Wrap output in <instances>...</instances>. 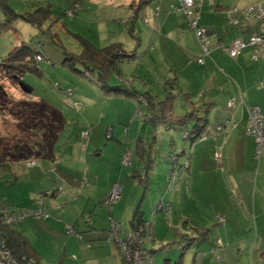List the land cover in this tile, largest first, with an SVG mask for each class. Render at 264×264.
<instances>
[{
	"label": "crops",
	"instance_id": "crops-1",
	"mask_svg": "<svg viewBox=\"0 0 264 264\" xmlns=\"http://www.w3.org/2000/svg\"><path fill=\"white\" fill-rule=\"evenodd\" d=\"M119 4L127 5L134 16L122 21L116 18L118 25L110 24L108 28L109 22L95 23L93 28L88 22L80 34L94 48L119 43L126 58L116 59L110 74V66H104L108 74L105 81L99 82L95 75L92 84L82 75L66 80L67 87L73 89L68 100L77 101L81 112L66 104L60 108L65 125L56 139L53 157L24 167L10 185L0 180V196L10 200V192L19 193L18 201L12 200L15 205L8 204L12 209L44 207L47 212L58 214L50 220L25 216L16 229L35 249L27 230L48 231L52 237H58L65 225L74 226L82 236L69 240L64 259L67 264H120L122 258L109 229L108 214L120 223V236L132 228L138 214L140 219L150 220V233L144 237V245L153 253V264H264V256L256 261L248 253L251 230L258 233L264 225L261 205L256 216V203H259L256 199H264V147L257 155L254 136L247 133L248 107L256 105L264 114V51L259 50L258 58L253 60L252 46L242 49L235 57L225 49L235 38L245 39L257 31V24L247 16L250 5L228 7L223 0H203L198 23L205 29V43L210 52L201 64L197 58L202 47L188 27L179 0H123ZM154 7L160 12L156 14ZM144 16L149 19L147 24L142 22ZM77 20L68 22L73 23L72 28L78 33ZM107 30L109 37L105 44L99 45V34ZM133 56H138L139 64ZM163 70L169 71L168 75L174 74L167 79H171L167 87L174 90L178 87L177 93H184L180 103L183 111L179 112L192 111L195 118H201L205 123L202 129L208 135L205 140L195 142L182 137L187 141L181 143L183 152L178 161L187 158L188 167L180 170L175 188L166 192L168 165L163 158L169 149L159 139L163 137L159 125L164 122L167 125L165 119L178 116L175 100L171 105L163 104L166 85L151 81L155 72ZM143 94L164 121L154 124L148 119L152 110L146 107ZM221 124L223 131L217 129ZM86 125L91 126L85 153L87 181L81 188L80 176L76 177L82 168L79 132ZM193 125L194 120L189 127ZM108 126H112V138L105 140ZM140 138L141 142L144 139L149 142L145 184L132 176V171L136 174L145 164L136 154ZM173 144L170 143L171 147ZM219 148L221 165L213 155ZM159 149L162 153L156 155ZM123 150L130 152L132 167L120 163ZM55 159L61 161L53 169ZM114 183L121 187L120 197L106 211L101 198ZM79 188L76 200L70 201ZM58 190L63 193L58 195ZM43 192L48 193L41 203L35 202L36 194ZM163 193L170 211L152 215ZM251 210L255 214L254 226ZM83 213L91 214L89 227L81 218ZM239 249L243 250L241 254ZM72 254L76 256L74 259L70 257Z\"/></svg>",
	"mask_w": 264,
	"mask_h": 264
},
{
	"label": "rangeland",
	"instance_id": "rangeland-1",
	"mask_svg": "<svg viewBox=\"0 0 264 264\" xmlns=\"http://www.w3.org/2000/svg\"><path fill=\"white\" fill-rule=\"evenodd\" d=\"M73 1L75 2V0H8L11 7H13V9L19 12L24 11L30 7H35L38 5H45L47 3H50L53 9L51 17L43 23L41 28L33 26L21 19H17L11 23L12 27L10 29L4 28L3 26V24L6 21L7 15L4 14L5 8L1 7L2 3H0V70H1L0 71V82L4 86V89L6 90L10 98L9 100L10 104L1 112V115H0V137L2 140L0 142V149L4 145L13 146V144L15 143L21 144L24 141L31 143V142H36L40 140L41 131L35 130L32 127V125H30L27 130H24L23 125L20 126L19 124V119L17 120L18 116L11 114L10 110L11 108H13V106L15 105L17 101H20L23 99L32 101L34 100L33 97H36V98L39 97V98H43L44 100L52 103L58 109L64 108L63 107L64 106L63 104L64 94H63V91L60 89V87L59 88L57 87L56 83H59L63 87V90H65L67 87V83L65 82L66 80L68 79L73 80L74 78L73 76L81 77V74L72 70L70 66L71 65L70 63L72 61L66 60L68 56H71L69 54L70 51L77 53L81 49L80 44L69 33H67L66 27L68 29H71L72 31H76V30H73L72 27L74 26L72 23L67 24V19L69 17L63 15V12L65 11V9L68 6H70ZM121 2H123V0H78L79 5L82 4V6L80 10L77 7L75 8V11L77 12V15L75 16L78 18L77 20L78 28L77 26H75V29H78L77 30L78 33H81V31H84L82 26L88 27L87 26L88 22L91 23L90 24L91 28H93V25L95 23L109 22V25H107V28H108L110 24L114 25L115 23V26L118 25V23L115 22L116 18L120 17L121 19L120 18L119 19L120 21H122L125 19L127 20V17L129 15L130 17H132L133 12L131 11L132 12L131 13L129 9L127 10V7H128L127 5L120 6L119 3ZM154 2L155 1H153V3ZM223 2L228 7L244 8L254 3L264 2V0H223ZM157 8L158 7L156 8L154 7L155 11H157ZM159 12L160 10L157 13ZM60 16L62 17L64 16L63 21H60ZM121 16H123L124 18H122ZM148 20L149 19H147L144 16L142 22L147 24ZM95 30L96 29H94V31ZM108 33H109V30H107L106 33L99 34V37H100V40L98 42L99 45L105 44L107 37H109ZM22 42H25V43L31 42L30 46L34 48L35 51H40L43 57L42 60L40 61H36L34 59L33 61L31 60L30 63L26 61L28 63L25 64V69L23 73L20 75V78H21L20 80L31 88L30 93H26L22 91L20 87L18 86V79H19L18 74L21 71V67L22 66L24 67V65L21 63V64H17L15 68H10L9 63L7 61H4L7 58L9 51L16 45L21 44ZM66 52H69V53H66ZM133 60L135 61L136 64H139L140 62L138 56H133ZM2 61H4L5 63L1 64ZM169 73L170 72L167 70L155 72V75L151 81H157L160 84H166L168 78L174 77V74L168 75ZM11 74H13V76L15 75V79H13L14 77L11 78L10 76ZM82 78L86 80L88 83L92 84L93 82L92 79H88L85 76H82ZM148 79L150 80V78ZM168 91H171L170 97H172L173 100L176 101L175 103V106L177 108L176 116L180 117L184 115L185 112L184 113L179 112V111H183L182 110L183 108H181L180 103L183 100L184 93L182 94L177 93L178 87L176 88V90L169 87ZM167 94L168 93L165 90L162 97L163 98L164 96L166 97ZM197 98H200V97L198 96ZM50 100H53V102ZM76 112H81V111H76ZM19 118L20 120H23L22 114H21V117ZM191 122H192V119L188 120L186 126L184 124H173L172 122L170 125L168 124V127L166 124L161 123L159 125V129H160V132H162L161 135H163V137H160L159 139L161 141L164 140V145H167L169 150L171 149L170 143L174 142L173 144L174 147L172 145L173 147L172 149L179 151L182 145L181 144L182 141H187V140L182 139V133L183 131L190 129L189 126ZM221 125L224 127V124H221ZM88 126L90 125H86L84 128L80 130V132L83 129H86ZM90 129H91V126H90ZM80 132H79V139H80L79 148H80V156L82 155L81 156L82 168L76 177L80 176L79 187L82 188L84 185H86V181H87L86 180L87 179L86 168H87L88 161H87V156L85 157V153H86V148H87L90 133L88 137H86L87 139L86 138L84 139L80 136ZM85 141H86V144H85ZM161 149H162V146H161ZM155 153H162V150L159 149L158 152L155 151ZM60 161L61 159H56L55 163H59ZM39 163H40V160H37L36 164H39ZM55 163L53 164V169L57 167V164ZM24 167L25 168L30 167V165H27V163H24L21 161L8 162V163L0 165V180L2 181V184L9 183L10 185L14 183V181L16 180V177L18 176V174L22 171ZM79 190L80 188L76 191L75 198L70 199V201L76 200V197L79 195ZM262 191H264V189H262ZM257 192L258 191H256V193ZM61 193H63V191L59 190L58 195H60ZM6 197L7 196L5 197L0 196V208L4 207L12 211H19L18 208L12 209L9 206L10 204H12V200L18 201L17 200L19 197L18 191L15 190L9 193L10 200H8V198ZM257 198L258 199L256 200L260 204L256 203V216L259 215L260 205L262 207L261 210H264V199H261L259 197ZM97 204L98 203H96L94 206L96 207ZM12 205L14 206L15 204L13 203ZM103 209L106 211H109L111 208L109 209L107 207H103ZM104 210H102V212H104ZM85 214L83 213V215ZM88 215L85 216L84 221L89 219ZM109 216L112 217L110 214H108V217H107L108 221H109ZM254 216H255L254 211L251 210L250 217H251L253 226H254ZM39 217L42 218V220L43 219L50 220V217H53L55 219V217H58V214L56 216L54 214H51L50 212H47L46 210V216L39 215ZM24 218L25 217L21 218L20 220H18L17 223L13 224L15 229L18 228L17 225L19 226L20 225L19 223L22 222ZM29 218H35V216H29ZM222 218L223 217H220V220ZM112 219L116 220L113 217ZM64 223H62V226H64ZM84 224H87V223L85 222ZM21 226L20 228L23 230ZM119 226H120V223H119ZM133 227L134 226H132L130 230H132ZM66 228L67 226L65 225V230L63 229V233L58 232L60 235H58V237L55 236L56 238L49 235L48 231L46 232L45 231L44 232L34 231L33 232V229L27 230L28 233H30L28 238L34 244H36V248L34 250L36 252V256L39 258L40 264H63L66 261L64 259L67 257L66 255H67V247H68L69 240H72L75 237V235L73 234V230L72 232H67ZM73 229H74V226H73ZM58 230L61 231L62 229L61 230L58 229ZM129 231L125 232L123 236H120V232H121V227H120L118 235L120 238H123L125 234L128 233ZM53 234L54 233H52V235ZM150 237L152 238V236ZM113 240L116 245L114 236H113ZM248 244H249L248 253H249L250 258H254L257 261L258 257L264 256V225L260 226L258 233L257 231L255 232L254 229L251 230V237L249 239ZM85 245L86 247H90L87 242H85ZM242 249L238 250L240 254L243 252ZM59 251H61L60 252L61 257L58 258ZM118 252L121 257V253L119 249H118ZM0 257L3 259L4 255L3 254L0 255ZM70 257L74 259L76 256L72 254V256ZM5 262L6 261L4 260V262L2 263L4 264ZM29 263L33 264L32 262H29ZM64 264H67V261ZM120 264H122V261L120 262Z\"/></svg>",
	"mask_w": 264,
	"mask_h": 264
},
{
	"label": "trees",
	"instance_id": "trees-1",
	"mask_svg": "<svg viewBox=\"0 0 264 264\" xmlns=\"http://www.w3.org/2000/svg\"><path fill=\"white\" fill-rule=\"evenodd\" d=\"M0 3H2L1 7L5 8L4 14L7 15L6 21L3 24L4 28H7V29H10L12 27L11 23L17 19H21L33 26L41 28L43 23L51 17L52 10H53L52 5L50 3H47L45 5H38L35 7H30L21 12L13 9V7H11V5L9 4L8 0H0ZM76 7L80 8L78 0H75V2L73 1L71 5L68 6L63 12L64 16L69 17L67 19V24L70 23L68 22V20H71L73 22L76 20L77 18L75 16L77 15V12L75 11ZM63 17L60 16V21H63ZM66 31L80 44V47H81V50L77 53L72 52V51H70V53L66 52L71 55V56H68L66 60L72 61L70 63L71 64L70 66L73 71L78 72L79 74L87 77L88 79H91L93 75H95L98 78L99 82L105 81V79L108 78L107 75L111 73L110 71L113 68L112 65H114V63L116 62V59L118 58L121 59L122 57L126 58L125 57L126 55L123 54L119 46V43L115 42V43H110L100 48H94L91 45V43L88 41V39L85 38L80 33L72 31L71 29H68L67 27H66ZM130 32L132 33V31ZM30 45H31V42L29 43L22 42L21 44L16 45L9 51L7 58L4 60L9 63L10 68H15L17 64H21V63L24 65V67L23 66L21 67V71L18 74L19 75L18 81H21L20 75L23 73L25 69V64H27L28 62L30 63L31 60L33 61V59L36 61H40L43 58L41 55V52L35 51V49L32 48ZM37 56H39V59L37 58ZM4 61H2L1 64L5 63ZM107 64L108 66H110L108 70V74L103 69L104 66H106ZM10 76L11 78L14 77L13 79H15V75L13 76V74H11ZM170 81L171 80H168L167 83L165 84L166 85L165 90L167 91L168 94L166 95V97L164 96L163 104H169V105L172 104L171 102L173 98L170 97L171 91H168L169 87H167V85L169 86L171 84ZM56 85L58 88L60 87V89L63 91V94H64L63 104L70 106L74 111H80L81 107L77 101L70 102L67 99L68 97L72 96L73 89L71 87H66L65 90H69V93H66L64 92L63 87L59 83H56ZM117 90L122 91V88L117 86ZM143 96H144V100L146 101V102L143 101L146 107L147 108H149L150 106L152 107L153 103L149 102V99L146 95L143 94ZM9 100L10 98L8 96V93L4 89V86L2 85V83L0 82V115H1V112L10 104ZM74 103L78 105V107L80 108L79 110L75 109ZM149 110H152V111L148 113L149 115L148 119H152V122L154 124H158L159 122H161V120L164 121L165 118H162L158 113L156 114L152 108ZM10 112L11 114L18 116L17 120L19 119V124L20 126L23 125L24 130H27L29 126L32 125V127L35 130L41 131L40 140L36 142H31V143L24 141L21 144L15 143L13 144V146L12 145L2 146L0 149V165L8 163V162H15V161H21V162L27 163L29 161L37 162V160H40V159H51L53 157V148H54L56 139L58 138L59 133L61 132V130L63 129L65 125V119L60 109L52 105L50 102L44 100L43 98H38L37 100H32V101L25 100V99L17 101L15 105L13 106V108H11ZM21 114H22L23 120H20L19 118L21 117ZM193 117L195 118L194 113L192 111H188L180 117L172 118V120L171 118L165 119V121L168 122L167 125L168 124L170 125L172 122L174 124L186 125L188 120H191V119L194 120V125L192 126V128H190L189 130L183 131V133L186 132L188 136L183 137V133H182V137L195 142L197 136L200 133L204 132L202 128H204L205 123L201 118L196 117L194 119ZM87 128H88V135H89L90 126H88ZM109 130H110L109 137H106V133ZM111 130H112V126H108L106 128V131L104 134L105 140H110L112 138ZM1 141L2 140L0 137V142ZM148 149H149V142L146 139H144L141 142V138H140L137 143L136 154L140 157L142 161L145 160V164L142 170L139 172H136V174L134 173L135 171L134 172L132 171L133 173L132 176L138 178L142 184H145L144 182L146 181V178H147V165H148L147 163L148 162L146 161V158L149 154L146 152L149 151ZM170 150L166 152L163 158V160L168 165V169L166 171V186L164 188L165 192L170 189L175 188L176 179L179 175L180 170L182 169L185 170L188 167L187 158H185V160H183L180 163L178 161V157L180 153L183 152L181 147L179 151L173 150V149L171 151ZM124 153H125L124 150L120 153V163L121 164H122V155ZM128 154H129L130 164L128 165L122 164V165L129 168V167H132V160H131L130 152H128ZM155 154L157 155V153ZM55 160L53 163H55ZM185 161H187L186 166L184 165ZM36 162L31 164L30 167L34 166ZM55 164H58V163H55ZM172 171L175 172L174 177H171V174H169ZM111 189L109 190V192L111 191ZM109 192L101 198V204L103 203V199L105 198V196L109 194ZM47 193L48 192H43V195L45 196ZM120 193H121V187H120ZM35 199L36 198H34V201L36 202ZM158 202L161 203L160 207L156 206ZM158 202L155 204L154 209L152 210V213H151L152 215L159 211H163L165 213H168L170 211V204L164 201V193L161 194V197L159 198ZM112 203H111V206H112ZM102 205L106 207L104 204ZM86 215H88V213L85 215L83 214L81 215V218L83 219V221ZM90 215H88L89 219L84 221V223L85 222L87 223L85 224L87 227L91 225ZM145 221H149V230H150V220L140 219L138 214L134 216L133 225L137 223L143 224V222ZM108 224H109V221H108ZM109 229H110V225H109ZM72 230H73V234L76 237L82 236L81 233L74 231L73 227H72ZM147 235L149 234H146L145 236ZM143 244H144V241H143ZM0 248H3L9 253L11 257V264H30V263H27L28 260H31L33 264H40L39 258L36 256V252L33 249L29 240L22 233H20L17 229H15L13 224L7 223L4 219H2V213H0Z\"/></svg>",
	"mask_w": 264,
	"mask_h": 264
},
{
	"label": "built area",
	"instance_id": "built-area-1",
	"mask_svg": "<svg viewBox=\"0 0 264 264\" xmlns=\"http://www.w3.org/2000/svg\"><path fill=\"white\" fill-rule=\"evenodd\" d=\"M203 0H179V8L183 11L185 17L187 18V24L190 29L193 30L195 36L197 37L201 47L202 52L197 58V62L204 63L205 57L209 56L210 48L205 43V29L201 27L198 23L201 7ZM158 11V10H157ZM157 11L155 12L157 14ZM247 16L252 19L257 24V31L252 32L248 38H235L230 45H228L225 49L231 57H235L242 49L247 46L254 47L252 52V59L256 60L258 58L259 50L264 51V2L254 3L247 8ZM39 59V56H37ZM64 92L69 93V90H64ZM232 104V101L230 102ZM75 104V103H74ZM75 109L79 110L77 104H75ZM248 129L247 133L254 136L256 143V153L260 154L262 147H264V114L261 113L258 106H249L248 107ZM138 112L140 110L137 109ZM217 129L222 131L224 127L222 125H218ZM110 130L106 133V137H109ZM88 135V128L83 129L80 132V136L82 138H86ZM188 134L186 132L183 133V137H187ZM205 132L200 133L195 141H203L206 139ZM87 139V138H86ZM86 144V141H85ZM214 159L218 165H221L222 162V152L219 149L214 151L213 153ZM34 161L27 162L28 165L33 164ZM122 164H130L129 162V154L127 151L122 155ZM184 165H187V161H185ZM171 177L175 176V172H170ZM120 197V186L118 184H113V187L109 194L105 196L103 199V203L107 208H111V203L116 201ZM35 200L37 203H41V200L44 198L43 193H38L35 196ZM157 207L161 206V203L158 202L156 204ZM0 213H2V219H4L7 223L15 224L21 218L25 216H35L39 215L46 216L45 208H39L36 210L33 209H25L19 211H11L10 209L1 207ZM224 219L222 218L221 221ZM109 225L112 236H114L117 248L121 253L122 264H153V253L152 251L147 250L143 244V237L146 234H149V221L141 223H137L133 225V229L125 234L123 238H120L118 235L120 226L119 223L112 219L109 216ZM67 232H72V228L67 226ZM4 255L3 259H0V264L5 263L11 264V257L9 253L0 248V255ZM31 262L28 260L27 263ZM4 263V264H5Z\"/></svg>",
	"mask_w": 264,
	"mask_h": 264
},
{
	"label": "water",
	"instance_id": "water-1",
	"mask_svg": "<svg viewBox=\"0 0 264 264\" xmlns=\"http://www.w3.org/2000/svg\"><path fill=\"white\" fill-rule=\"evenodd\" d=\"M18 86L20 87V89L26 93H30L31 92V88L24 84L22 81H18Z\"/></svg>",
	"mask_w": 264,
	"mask_h": 264
},
{
	"label": "clouds",
	"instance_id": "clouds-1",
	"mask_svg": "<svg viewBox=\"0 0 264 264\" xmlns=\"http://www.w3.org/2000/svg\"><path fill=\"white\" fill-rule=\"evenodd\" d=\"M134 15V13L132 14V16Z\"/></svg>",
	"mask_w": 264,
	"mask_h": 264
}]
</instances>
